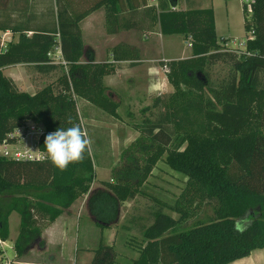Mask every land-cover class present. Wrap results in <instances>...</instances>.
Masks as SVG:
<instances>
[{
    "label": "trees",
    "instance_id": "1",
    "mask_svg": "<svg viewBox=\"0 0 264 264\" xmlns=\"http://www.w3.org/2000/svg\"><path fill=\"white\" fill-rule=\"evenodd\" d=\"M80 1L58 0L48 31L0 25V34L10 30L20 34L17 43L5 48L0 43V145L29 122L46 131L39 145L45 160L17 162L0 155V239L9 241L10 217L17 214L15 258L22 259L34 246L43 249L44 230L90 192L95 179L90 152L82 162L60 171L48 159L44 142L57 129L81 126L78 99L117 116L118 105L104 84L115 69L95 64L92 50L84 53L80 28L88 15L104 9L108 33L135 29L145 35L157 25L164 37L191 38L192 59L167 62V79L177 91V100L162 102L159 97L143 110L150 113L163 105L158 118L144 120L145 129L136 127L141 136L122 151L114 183L103 184L90 195L87 208L96 226L103 231L117 223L121 204L143 195L142 187L157 163L164 161L187 179L186 187L173 206L154 200L152 223L142 230L138 257L131 264H232L264 249V0H254L251 15L243 9L250 34L243 53L221 51L212 8L188 5L172 11L182 0H157V6L146 9L148 0H98L93 5ZM127 12L142 13L145 24L121 20ZM57 47L67 67L52 65L49 55ZM127 48L111 49L112 59L137 60ZM21 64L34 65L41 75L61 68L62 76L30 95L3 74L4 69ZM218 64L229 65L232 71L215 84L208 70ZM196 73L203 74L202 79ZM181 85L201 93L194 97L181 91ZM204 206L211 215L189 229L182 226ZM239 221L247 222L242 231L237 228ZM131 227L132 223L122 228L130 233ZM92 264H117L114 247L101 242Z\"/></svg>",
    "mask_w": 264,
    "mask_h": 264
},
{
    "label": "rangeland",
    "instance_id": "2",
    "mask_svg": "<svg viewBox=\"0 0 264 264\" xmlns=\"http://www.w3.org/2000/svg\"><path fill=\"white\" fill-rule=\"evenodd\" d=\"M33 1L34 4L32 5V10H34L35 14V25H40V23H42V19L40 20V16L43 12H45V18L49 17L50 14L52 19L55 17L54 14H56V4L58 0ZM181 2H183V0ZM193 7L207 9L212 8L214 10L216 20V32L219 39L221 51L227 50L229 52H245L246 41L250 38V34L246 32L245 16L243 13L244 6L242 0H196ZM179 8L181 10H184L185 5L182 4V6L180 5ZM154 30L160 34L157 25ZM154 30L153 32H155ZM135 34L136 33H119L116 36H109L106 35L103 29L100 32L99 45L106 49L109 45L113 46V44L117 42H128L130 40H136L137 35ZM145 36L148 37L150 41L152 40L149 37L148 33H146ZM92 40L93 37H88V34L85 35V45L90 44ZM162 40L161 41L162 46L164 47V56L160 57L162 63H160V60V62H158L156 65L157 69L161 68V72L157 77L159 82L157 84L158 86L155 93H153V91H151L152 89H150V85L153 82L151 81L152 79L148 76V72H150L151 70V64H146L144 68L131 71L128 76L125 77L126 79L123 81L125 83L129 79L132 80L134 85H138L137 92L140 94L139 100H137V102L132 105L130 113L131 116L129 115V121L127 120V118H123L124 121H126L130 126L133 125L132 128L135 127V129L137 126L145 129L142 124L146 118L155 120L156 118H158L157 116L159 115V113L163 112L162 103L158 109H153V111L150 113H146V111H143L146 108L152 107L154 101L157 98L160 97L162 102H166L171 97L172 102H175L177 100V98L175 97L177 91L167 79V62H178L192 59L191 38H185L182 36H163ZM144 56H146V59L155 57L154 53L152 52L144 53L143 57ZM199 67L200 66L198 65L197 69H199ZM18 70L22 75L25 74L28 76V79L26 80L23 89L24 92L30 95H34L46 88L47 86L55 84L57 80L62 76L61 68H59V70L50 75L38 74L34 69H29L27 67L23 68L22 70ZM15 71V69L9 68L6 70L5 75L8 77H14L13 74L15 73ZM231 71L232 69L229 65L218 64L208 70L209 79L212 83L217 84L226 79L227 75ZM196 76L198 80H200L202 79L203 74L196 73ZM104 84L105 86H118L120 90L124 89L121 86L122 84H119L116 81L111 84H106V82H104ZM180 90L185 93L192 92L194 97L200 95L201 93V90L190 88L186 85H181ZM125 92L126 91L124 90V93ZM124 116L125 114L122 113V117ZM114 118L120 119L118 115ZM80 123L81 127L83 128L81 120ZM102 134L103 133H96L95 135L98 137L100 136L103 139V136H101ZM140 136L141 134L139 132L134 131V133H132L131 135L132 143L135 142ZM0 150L2 151L3 149L0 148ZM13 150L14 148H8V151L10 153H12ZM102 152L104 151L102 150ZM91 154L92 153H90V155ZM186 182L187 179L184 176L173 172L164 163V161H160L157 163V166L154 168L151 176L148 178L145 185L142 187L143 195L138 196V198L135 200L134 203H132L131 206L126 205L128 204V202L126 204H121L118 221L110 228L115 232V241L113 243V247L116 255L117 264H131V262L138 257L137 250L138 246H141L142 230L152 223L150 213L157 209L154 200H160L169 206H173L182 194L183 190L185 189ZM77 208L79 209V206ZM165 211L174 219H179L180 217L179 215L172 213L170 210L166 209ZM87 212L88 210L85 209L82 215H80L77 222L75 223L73 233V235H75V240H72L71 237H69L66 242H62L60 241V239H56V243L51 244L50 251L45 253L43 256L37 255V246H34L30 250V252L21 260L15 258V253L13 251L14 241H9L7 242L8 249H6L8 257L16 261L17 264H20V261H22L21 263L23 264H92L94 252L98 249L99 244L101 242L106 245L108 237L107 233H105L106 230L102 231L96 225H94L93 228L90 227V221ZM211 214V209L207 206H204L194 212L193 216H191L187 223L182 226L189 229L195 223L200 220H205L207 216ZM129 220L133 221L130 234L122 228L123 226L130 225L128 224ZM245 227L246 223H242L241 221L237 223V228L239 231L244 230ZM19 228L20 218L17 214H14L11 218V236L13 238L18 235ZM32 251L34 252L32 253ZM56 252L60 254H57ZM52 256L57 257V259L55 258L50 261V258Z\"/></svg>",
    "mask_w": 264,
    "mask_h": 264
},
{
    "label": "crops",
    "instance_id": "3",
    "mask_svg": "<svg viewBox=\"0 0 264 264\" xmlns=\"http://www.w3.org/2000/svg\"><path fill=\"white\" fill-rule=\"evenodd\" d=\"M80 1V0H79ZM88 3L90 5L96 4L98 0H81L80 4ZM196 0H183L181 3L185 5V9H187L188 5H190L193 9H207V8H194L193 5L195 4ZM34 4L33 0H0V6L6 7L5 9L0 8V25L2 24L6 26H10V28H17L22 30H28L30 32L34 31H48L51 29L52 18L51 14L49 17L44 16L45 12L41 14L42 23L40 25H35V14L34 10H32V5ZM157 6V0H148L146 8H152ZM144 9V11H145ZM184 9V10H185ZM40 13V12H39ZM153 14V12H152ZM105 10L100 9L88 15L81 23L80 28L82 32V38L84 43L85 35L88 34V37H93V40L90 44L84 43V53L87 50H92L94 52L95 57V64H109L110 66L114 67L115 71L111 76L105 78L104 82L113 83L114 81L121 83L124 89H119L118 86L113 87L106 85L108 88V94L110 95L112 101L118 105L116 109L117 115L120 119H115L114 117L110 116L109 114L101 111L97 107L93 106L89 102L84 99H78L76 101L77 110L82 122L83 129L87 132L88 136L91 139V151L90 153L93 159L94 164V171H95V179L92 183L90 192L88 195L84 196L83 198L79 199L70 209L66 210L63 215L57 219V221L50 226H48L43 234L42 240L45 242V247L43 249L36 248L37 255L43 256L45 253L50 251V246L52 243H56V239H60L62 242H66V240L71 237L72 240H75L74 228L75 223L77 222L78 218L84 210L87 209V202L90 195L99 189L103 188V184L106 183H114L113 172L117 168L122 165L121 154L123 150L130 148L132 145V138L131 135L134 131L138 132L135 127L132 128L123 118H127L129 121V115L131 113L132 105H134L137 100H139L140 94L137 92L138 85H134L132 80L127 82H123L128 76V74L140 68H144L146 64H151V70L148 72V76L152 79L153 82L150 86L155 93L157 90L158 84V75L161 72V68H156L157 63L160 62L161 56H164L163 53V46H162V39L163 36L159 34L157 31L153 33H149V37L152 39L149 40L148 37L142 35L140 31L135 29L130 30H119L114 34L108 33L106 27V19H105ZM123 18L127 19L128 21H132L138 25L141 23L145 24L144 16L141 14L139 15H130L128 12L121 16V20ZM216 21V20H215ZM147 24V22H146ZM46 29V30H45ZM105 31L106 35L109 36H116L119 33H136L137 35L136 40H130L128 42L121 41L114 43L113 46H108V48L104 49L101 45H99V36L101 30ZM32 34V33H30ZM19 33H14L12 30L2 32L0 34V43L4 44L5 46L10 43H17L19 38ZM162 40V41H161ZM158 41V42H157ZM160 47H158L157 46ZM119 45H126L127 53L134 54L137 57V60H124V61H114L112 59V55L110 50ZM59 47L55 48L53 52L50 53L49 57L52 60V65L58 66L59 64H55V62H60L63 60L61 50H58ZM159 48V49H158ZM60 49V48H59ZM158 51V52H157ZM60 52V54H59ZM152 52L154 53L155 57L150 59H146L143 55L144 53ZM157 52V53H156ZM177 60V59H176ZM85 61V57L83 58ZM162 63V60L161 62ZM64 67L63 65H59ZM34 69V65L32 64H21L16 66H11L3 70V74L9 68L15 69V73L13 74L14 77H8L14 81L19 90L24 92V84L28 79L27 75H22L18 69L23 68ZM149 67V68H150ZM113 87V88H111ZM23 89V90H22ZM124 90L126 91L124 93ZM26 91V90H25ZM122 113L125 114L122 117ZM131 116V115H130ZM134 131H133V130ZM96 133H103L101 136L98 137ZM121 134V135H120ZM137 139V138H136ZM102 150L104 152H102ZM135 201L128 202L131 206L132 203ZM79 206V209L77 208ZM81 212V213H80ZM90 227L93 228L96 225L93 221V218L89 215ZM14 215V214H13ZM12 215V216H13ZM10 217V239L9 241H16L18 235L13 238L11 236V218ZM134 219V218H131ZM132 220H129L131 226ZM247 223V222H242ZM108 241H106L107 246H113L115 241V232L112 229H107L106 232ZM130 234V233H129ZM109 235V236H108ZM78 239V238H77ZM7 241V242H9ZM34 251H32L33 253ZM57 254H60L56 252ZM57 259V257L52 256L50 261L53 259ZM21 260V259H20ZM22 261H20V264ZM232 264H264V249L256 250L252 252V254L242 260L236 261Z\"/></svg>",
    "mask_w": 264,
    "mask_h": 264
},
{
    "label": "built area",
    "instance_id": "4",
    "mask_svg": "<svg viewBox=\"0 0 264 264\" xmlns=\"http://www.w3.org/2000/svg\"><path fill=\"white\" fill-rule=\"evenodd\" d=\"M243 6L248 14H252V4L254 0H242ZM181 10L179 7L172 8V11ZM5 48L4 44H1ZM60 51V49L58 48ZM60 54V52H59ZM55 64L63 65L67 67V63L64 60L55 62ZM46 131L43 126L34 123H29L21 128L13 131L7 139L0 145V155L17 162H39L46 158V155L40 151L39 145L41 140L45 137ZM8 148H14L13 152L10 153ZM8 245L0 239V264H17L12 258L10 259L7 255Z\"/></svg>",
    "mask_w": 264,
    "mask_h": 264
},
{
    "label": "clouds",
    "instance_id": "5",
    "mask_svg": "<svg viewBox=\"0 0 264 264\" xmlns=\"http://www.w3.org/2000/svg\"><path fill=\"white\" fill-rule=\"evenodd\" d=\"M44 149L54 167L64 171L70 164L84 160L85 153L91 151V139L87 132L76 124L49 133L45 138Z\"/></svg>",
    "mask_w": 264,
    "mask_h": 264
}]
</instances>
